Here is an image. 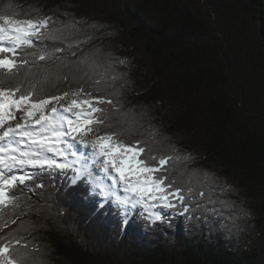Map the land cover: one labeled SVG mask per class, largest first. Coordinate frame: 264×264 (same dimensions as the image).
Returning a JSON list of instances; mask_svg holds the SVG:
<instances>
[{"label": "trees", "instance_id": "1", "mask_svg": "<svg viewBox=\"0 0 264 264\" xmlns=\"http://www.w3.org/2000/svg\"><path fill=\"white\" fill-rule=\"evenodd\" d=\"M0 14L52 17L67 37L35 42L16 58L28 64L0 71V86L118 99L113 127L100 133L173 157L165 174L190 208L161 210L154 225L139 214L124 223L84 183L44 174L42 188L15 193L25 215L15 224L0 215V235L20 238L42 264H264V0H0ZM52 45L61 50L50 60L31 55Z\"/></svg>", "mask_w": 264, "mask_h": 264}, {"label": "snow or ice", "instance_id": "2", "mask_svg": "<svg viewBox=\"0 0 264 264\" xmlns=\"http://www.w3.org/2000/svg\"><path fill=\"white\" fill-rule=\"evenodd\" d=\"M79 23L73 19L70 25L63 22V27L71 31ZM53 26L52 17L21 20L0 14V71L11 74L18 63L28 64L27 59L18 62L16 58L27 49H35L37 41L66 40L59 29L52 31ZM52 47V53L44 46L43 50L33 51L31 55L42 62L50 60L61 50L56 45ZM92 63L105 67L95 60ZM43 72L47 80L49 69L44 68ZM101 79L94 83L100 85ZM110 108L119 111V100L93 95L83 88L71 94L65 91L61 95L39 98L34 91L22 92L19 85L14 88L0 86V215L9 213L16 217L10 222L12 224L25 215L18 211L21 202L15 193L42 188L44 185L36 181L44 174L53 179L57 174L73 186L84 183L92 197L100 198L98 207L103 208L105 203L115 206L124 223H128L129 215L137 209L141 210L139 215L153 225L163 222L165 217L161 210L168 209L179 215L189 213L181 189H174V181L165 174L168 171L165 165L173 157L158 158L142 146L140 140L125 143L118 139L123 132L99 134L100 129L113 127L107 123ZM94 133L93 139L86 138ZM199 195L204 197L205 194L200 192ZM208 203H216L211 198V189ZM202 207L197 203L196 208ZM204 211L223 215L216 208H204ZM3 226L7 227L8 222ZM29 226L35 228L37 224L28 222L26 226V222L20 221L25 231ZM32 256L27 245H21V239L11 232L0 235V264H42Z\"/></svg>", "mask_w": 264, "mask_h": 264}, {"label": "rangeland", "instance_id": "3", "mask_svg": "<svg viewBox=\"0 0 264 264\" xmlns=\"http://www.w3.org/2000/svg\"><path fill=\"white\" fill-rule=\"evenodd\" d=\"M75 91H78V90L76 89ZM75 91H71L70 94H71L72 92H75ZM81 98H86V97L81 96ZM62 103H63V101H62ZM99 134H101V133H99ZM102 134H103V133H102ZM94 135H95V134H89V136L86 137V138H87V139H93V138H94ZM121 191H122V190H121ZM139 211H141V210H140V209H137L136 211H134L133 213H131V214L129 215V218H130V217H133V216H135V215H137V214H139Z\"/></svg>", "mask_w": 264, "mask_h": 264}]
</instances>
